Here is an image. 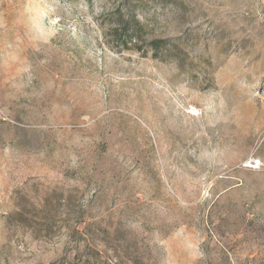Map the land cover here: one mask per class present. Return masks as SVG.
<instances>
[{"label":"rangeland","instance_id":"1","mask_svg":"<svg viewBox=\"0 0 264 264\" xmlns=\"http://www.w3.org/2000/svg\"><path fill=\"white\" fill-rule=\"evenodd\" d=\"M0 264H264V0H0Z\"/></svg>","mask_w":264,"mask_h":264},{"label":"trees","instance_id":"2","mask_svg":"<svg viewBox=\"0 0 264 264\" xmlns=\"http://www.w3.org/2000/svg\"><path fill=\"white\" fill-rule=\"evenodd\" d=\"M122 17V16H120ZM135 18L130 13H127L126 19ZM136 21V19H134ZM129 28L123 23L116 22L111 30L110 37L112 41H115L119 46H122L123 49H133L135 44L132 42L135 40V33H128ZM134 34V35H133ZM156 43L155 41H152Z\"/></svg>","mask_w":264,"mask_h":264}]
</instances>
